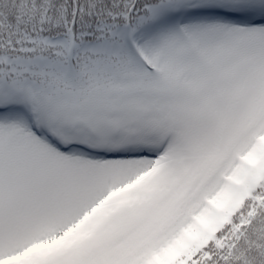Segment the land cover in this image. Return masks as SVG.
<instances>
[{
	"label": "snow or ice",
	"instance_id": "obj_1",
	"mask_svg": "<svg viewBox=\"0 0 264 264\" xmlns=\"http://www.w3.org/2000/svg\"><path fill=\"white\" fill-rule=\"evenodd\" d=\"M0 264H264V0H0Z\"/></svg>",
	"mask_w": 264,
	"mask_h": 264
}]
</instances>
